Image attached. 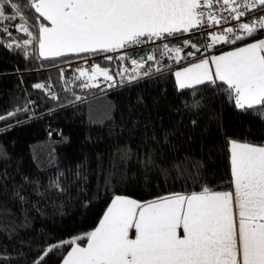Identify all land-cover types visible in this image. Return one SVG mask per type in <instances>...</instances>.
<instances>
[{
    "label": "trees",
    "instance_id": "16d2710c",
    "mask_svg": "<svg viewBox=\"0 0 264 264\" xmlns=\"http://www.w3.org/2000/svg\"><path fill=\"white\" fill-rule=\"evenodd\" d=\"M15 2L36 36L35 29L47 22L25 7L28 0ZM24 22L0 21V116L27 109L0 120V264H34L48 245L92 231L115 195L147 200L205 186L229 188L227 144L264 146V119L237 109L217 86L180 89L175 68L123 80L109 92L84 88L75 79L78 72L63 76L48 68L88 54L43 59L35 41L23 51L7 47L29 38L19 28ZM179 41L187 54L191 47ZM112 57L97 61L118 77L128 62ZM45 81L54 95L33 87ZM106 96L114 105L112 116L105 123L89 122L88 101ZM50 139L58 142L53 153ZM41 140L42 168L33 153ZM70 247L54 250L40 264H61V253Z\"/></svg>",
    "mask_w": 264,
    "mask_h": 264
},
{
    "label": "snow or ice",
    "instance_id": "6c2138e0",
    "mask_svg": "<svg viewBox=\"0 0 264 264\" xmlns=\"http://www.w3.org/2000/svg\"><path fill=\"white\" fill-rule=\"evenodd\" d=\"M220 2L28 0L25 7L34 9L47 22L39 24L38 35L34 36L20 4L0 0V21L17 17L25 21L19 28L29 38L22 44L8 43L9 49L23 51L35 41L40 58L55 59L70 54L135 49L148 42L179 38L197 29L206 31L227 19L222 14L218 18L211 11ZM222 9L231 13V19L241 22L234 26L235 30L227 27L221 34H213L209 47L217 42L235 45L248 38L254 42L183 67L175 72L177 84L180 89L217 86L237 109L264 119V39H256L258 30H264V0H222ZM257 12L259 15L246 22L242 20ZM2 31L12 35L7 27H2ZM163 48L165 55L175 52L177 63L184 58L180 47L169 48L164 43ZM130 55L125 53L119 58L124 60ZM104 59L113 57L105 55ZM154 59V55L144 57V61ZM131 63L136 69L143 67L139 59L133 58ZM75 71L78 72L75 79L83 80L84 88L99 87L96 82L99 76L105 81L114 80L109 69L99 64L90 69L78 67ZM33 87L47 90L44 83ZM19 111L27 109L18 108L0 116V120L14 117ZM229 143L230 183L234 190H212L205 186L199 192L173 193L150 202L115 195L94 230L51 244L34 264H40L49 253L58 252L65 245L71 247L61 253V264H264V146L236 140ZM51 186L63 191L58 183Z\"/></svg>",
    "mask_w": 264,
    "mask_h": 264
},
{
    "label": "built area",
    "instance_id": "2783aa9c",
    "mask_svg": "<svg viewBox=\"0 0 264 264\" xmlns=\"http://www.w3.org/2000/svg\"><path fill=\"white\" fill-rule=\"evenodd\" d=\"M220 9V11H217ZM211 11L217 15L219 18L221 14L223 17L227 18L226 20H222L220 25H214L210 26L205 29H197L195 32H189L185 33L184 35L180 36L179 38H168L164 41H155V42H148L147 44H144L143 46L136 47L135 49H122L118 52L113 53H107V54H95V55H85L86 57L77 58L75 60H66L62 63H58L53 65L52 67L48 69H59L62 73V75H72L75 73V69L78 67L81 68H88L94 67L96 64L100 63L97 61V57L99 56H121L125 53H130L131 55L125 58L128 62L122 63L121 67L119 68L118 77H121L122 81H119L118 77L110 73L113 77V81H105L103 76H99L98 80L96 81L99 83V87H94L95 89L99 90L100 92H109L110 90L115 89L117 86H119L120 82H123V80H141L142 78H147L150 76H153L156 72H162L166 69H175L181 66L186 65L187 63L197 60L198 58L208 57L213 55L214 53H218V51H223L226 49H229L230 47L239 46L242 43L248 42L253 38H248V40L244 42H237L235 45H229L225 44L223 42H217L213 47H209V45L212 44V35H219L222 33V31L227 27H234L237 26L241 21H236L231 19V13L228 11H223L222 9V0L220 4H216ZM259 15V12L257 13H250L248 17L242 18L243 21H247L252 16ZM36 30V29H35ZM235 30V27H234ZM261 32H264V30H258L256 38L262 37L260 34ZM198 36L199 42L196 40H193L192 38ZM183 39L184 41H187V46H190V44H195V48H190L187 52L194 53V56H187L184 52V46L181 44L179 39ZM167 43L169 48H176L180 47L182 49L181 51V57H184L181 59L178 63L175 60V52H168L167 55L164 54L165 49L163 48V44ZM155 45L158 46V49H155ZM186 46V45H185ZM199 49V51H197ZM134 52H140L142 54L141 57H138L134 54ZM146 55H154L155 59L151 61H144V57ZM139 59L143 61V67L147 66L148 68L146 70H143V67L136 69L134 65H132L131 60ZM148 62H151L150 64H147ZM100 67L105 68L104 66L100 65ZM160 69V71H157V69ZM46 69L44 67L41 68ZM147 73V74H146ZM135 77V78H133ZM44 84L47 87L46 93L48 95H54V87L50 81H45ZM109 84H113V87H108Z\"/></svg>",
    "mask_w": 264,
    "mask_h": 264
},
{
    "label": "rangeland",
    "instance_id": "374dc122",
    "mask_svg": "<svg viewBox=\"0 0 264 264\" xmlns=\"http://www.w3.org/2000/svg\"><path fill=\"white\" fill-rule=\"evenodd\" d=\"M260 39H264V36H262V38H260ZM111 102H112V99L109 100V98L107 96L106 97H98L97 99H93L91 101H88V104H87V112H88L87 120L89 122H92L95 124L105 123L106 121H108L110 119V117L112 116V113L114 111L113 110L114 105ZM44 142L45 141L42 142V140H41V141L34 143V145H33V147H34L33 153L35 154V157L37 158V161H38L40 167L42 166L41 164H42L43 158L41 157L42 154L37 152V150H39L40 152H43V153L45 152L44 147H43ZM46 143L48 145L49 151L52 150V153H53V149H54V147H56V144L58 142L50 139ZM66 240L67 239L60 240L59 242H56V243H60V242L66 241ZM50 245H48V246H50Z\"/></svg>",
    "mask_w": 264,
    "mask_h": 264
},
{
    "label": "crops",
    "instance_id": "0c3cea01",
    "mask_svg": "<svg viewBox=\"0 0 264 264\" xmlns=\"http://www.w3.org/2000/svg\"><path fill=\"white\" fill-rule=\"evenodd\" d=\"M38 30H39V27L36 29V36L38 35ZM183 35H184V34H183ZM262 36H264V35H262ZM260 38H262V37H258V38H256V39H260ZM251 42H254V40L251 39L250 41L245 42V43H251ZM245 43H242V44H240L239 46H243V44H245ZM36 47H37V53H38V44H37V43H36ZM236 47H237V46H235V47H230L229 49H226V50H223V51H218V53H214L213 55H222V54H224V53H226V52H228V51H232V50H234ZM135 55L138 56V57H141V56H142V54H141L140 52H137ZM213 55H211V56H213ZM209 57H210V56H208V57H203V58H209ZM200 59H201V58H198L197 60L191 61V62L187 63V64L184 65V66L178 67V68L175 70V72H176V71H179V70H182L183 67L190 66L191 63L199 62ZM175 72H174V74H175ZM175 80H176V77H175ZM176 84H177V81H176ZM177 85H178V84H177ZM236 141H238V140H236ZM238 142H241V141H238ZM246 143H248V142H246ZM253 145H254V144H253ZM256 145H257V144H256ZM257 146H260V145H257ZM227 150H229L228 160L230 161V143L227 144ZM230 172H231V171H230ZM231 181H232V176H231ZM213 190L232 191V190H234V186L231 184V186H230L229 188H224V189H213ZM191 192H193V191H191ZM191 192H184V191H180V192H169L168 194L159 195L158 197H163V196H166V195H169V194H173V193L187 194V193H191ZM196 192H199V191H196ZM121 196H124V195H121ZM125 196L128 197V198H131V199H135V200H137V201H139V202H150V201L154 200L155 198H158V197H154V198H150V199H147V200H140V199H138V198H132V197L127 196V195H125ZM110 204H111V203H110ZM110 204H109V206H110ZM109 206H108V207H109ZM105 211H106V210H105ZM104 213H105V212H104ZM104 213H103L102 215H104ZM102 217H103V216H102ZM101 219H102V218H101ZM98 224H99V222H98ZM98 224L96 225V227L98 226ZM92 230H94V228H93ZM82 244H83V243H82ZM69 250H70V249H69Z\"/></svg>",
    "mask_w": 264,
    "mask_h": 264
}]
</instances>
